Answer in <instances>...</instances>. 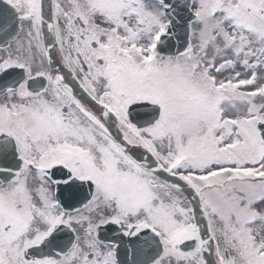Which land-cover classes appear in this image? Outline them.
Segmentation results:
<instances>
[{"label": "snow or ice", "instance_id": "obj_1", "mask_svg": "<svg viewBox=\"0 0 264 264\" xmlns=\"http://www.w3.org/2000/svg\"><path fill=\"white\" fill-rule=\"evenodd\" d=\"M0 264H264V0H0Z\"/></svg>", "mask_w": 264, "mask_h": 264}]
</instances>
